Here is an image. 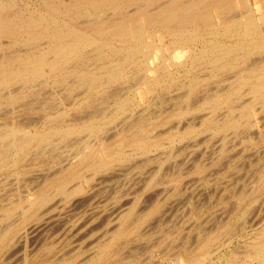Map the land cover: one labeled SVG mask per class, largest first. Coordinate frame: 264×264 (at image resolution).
Masks as SVG:
<instances>
[{
	"label": "bare ground",
	"instance_id": "obj_1",
	"mask_svg": "<svg viewBox=\"0 0 264 264\" xmlns=\"http://www.w3.org/2000/svg\"><path fill=\"white\" fill-rule=\"evenodd\" d=\"M19 1L22 2V0H18V2ZM26 1L27 2L19 3L22 4L19 5L17 3V0H0V115L1 116L9 115L8 112L10 111L9 107H12L13 104H15L16 102L20 103L22 108L25 110L30 111V109L31 110L34 109V106L30 105L31 103L28 102L29 101L28 97L29 95H31L32 90L34 88L41 86L64 85L65 86L64 89L69 94L75 90L81 89L82 90L81 92L84 95V101H82V104L85 101L90 100L91 97L92 96L94 97L95 95L98 97V100H100V102H105L106 97L109 96L113 97L114 103L109 111L103 110L102 112L92 113L89 110L91 114L89 113L90 115H88V117L84 119L80 118V120L78 119L79 118L78 116H77L78 120H66V113L64 111H57L56 109V112L46 114V116H44L45 117L44 122L40 123V125H37V122L36 125L33 124L32 125L33 130L28 129V126L25 128L23 126L24 123H21L20 120L17 119H12L6 123L0 122V168L1 170L9 169L15 174L18 173L21 174L23 172L24 167L21 166L22 162L28 156L30 157L31 153L37 156V158L39 159L40 157L41 158L44 156L46 157L47 152H48L47 154H49V152L54 153L57 150L59 151V146H61V144L65 142L68 143L66 141L68 138H75V141L73 140V143L75 142V144L71 147V150L68 149L70 153L69 152L67 153L69 154H65V155L58 154L60 157L57 156V159L52 161V165L49 167V169H46L44 171H38L39 173H36L37 172L36 171L34 172L35 174L33 173V175H31V177L35 175L34 179H32L31 177L28 178V176L26 177L28 179H31L32 183L34 180H36L37 186L35 185L36 189H34L35 186L33 187L34 190L31 189L33 190V192L29 193V196L27 197L24 196L25 198L24 201H22L23 203L22 202L19 203L17 207H15V204L14 205L12 204L3 209L2 211L3 213L2 215H0V217L2 216L0 218L1 221L0 252L10 249L11 251L14 252L16 251L15 249H17V247H19L18 250H22V249L24 250V248L27 247L28 242L32 240L31 238H34L35 234L37 232H40L42 228L44 229V227L45 228L49 227L48 229H50V226H52V224L54 223L53 221H56V224L58 221L57 225H59L62 220L64 222L65 218L63 215H66L67 212H71L70 208L71 210H73L71 205L77 204L76 202H78L77 199L79 198L75 199L76 196L82 195L81 197L82 200L88 202L87 200L92 197L94 191L87 190L90 189L89 187L90 185L89 186L87 185L89 188L87 187V189L85 190L82 186L83 180H86V182L88 183L92 179H94V177H96L98 174L109 175L113 173V172L108 173L113 168V166L117 164L120 165V163L126 162L128 158L134 156L137 157L147 156L148 159L145 158L147 160L144 161V158H142L144 162L141 163L138 162L139 164H143L145 162L151 163L152 160L156 159L158 154L156 155L155 158L153 152H157L156 150L160 148L159 145L160 141L158 138L160 134L150 135L151 133H149V128H151V125L145 123L143 121V118H141L140 114L133 112L134 114H129L128 116L126 115L125 119H123L124 126L122 128H118V131L115 130L113 134L111 133L109 134L112 137H115L116 140L114 142L112 141L110 142L108 140L109 138H104L107 137L106 136L107 130L105 128L106 126L114 122L115 119L122 116L130 107L133 106L134 101L136 100L135 97L138 94L141 97H143L145 92H151L156 88L159 87L168 88V86L176 84L181 79L182 76H190L191 72L196 71L198 67H207V71L210 70L212 74H216L218 72L234 71L235 69H237V71H235L234 74H232V76H230V78L227 79L228 82L226 81L225 87H222L221 90L209 92L207 91L208 87L205 86V88H207L206 91L203 89L204 88L203 87L202 88L203 94L200 95L201 97L198 96L199 100L198 98L197 99L195 98L196 101L193 100L194 98L193 99L191 98V94L198 91L199 88L201 89V87L205 84L207 78L201 79L199 77H196V75L191 76L187 82H183L184 84L181 85V87H183L184 90L183 92H180L181 93L180 100H182L185 103L184 104L185 107L181 111L178 110L179 112L175 116L183 117L190 112H194V111L201 112L203 110H206L207 112L208 111L209 112L208 113L205 112V115L202 113L203 116L201 115L202 119L200 122L201 126H199V130H203V131L210 130L214 134H219L226 130H230L234 133L243 132L245 133L246 137L243 134L242 139L243 137H245L247 143L254 145L255 143L257 144L263 142L264 137L262 135H264L263 134L264 122L261 123L263 127H261L260 123H259L260 125H258L254 113L255 112L257 113L258 110L264 111V56L259 57V59L256 58V60L255 59L250 60L249 63H247L246 61L249 60L252 55L264 54V31L262 30V28L264 27V0H26ZM164 39L168 40V43L165 44V46L162 45ZM166 53L169 54V58L165 57ZM92 62H94V64H91ZM131 70H133L134 73L129 75L128 73ZM126 73L127 76L125 77ZM204 75L205 74H203V76ZM197 76L202 77V75H197ZM127 77L129 78V81L133 83V85L132 84H130V86L128 85L127 88L129 90L127 91L130 92V94L129 93L124 94V92L122 93V95H120L119 92L114 93L116 89H114L112 92L111 90L113 88L109 89L110 92L107 91V88L109 86L119 84L123 82ZM223 77L225 78L227 76L224 75ZM142 85H144L145 88L142 89ZM125 87H127V85ZM244 97L246 98L243 99ZM16 105L18 104L16 103ZM36 105L38 107L37 103ZM39 105L42 106L41 103ZM102 107L99 110H102ZM223 107L226 110L222 114V116L220 118L216 117V115L214 116L216 111ZM78 108H79V104L78 105L74 104L72 106V109L74 110H77ZM10 109H11L10 112H12V108ZM84 114L86 115V112ZM115 122L117 123V121ZM182 123L184 122L182 121ZM183 125L180 126L182 127ZM173 129H175V131H173V134L170 135L171 143L183 141L188 136H192L193 134H196V130H197L192 126L185 127V129L181 132L179 128H177V126L176 128L174 127ZM220 136L222 135L220 134ZM91 138H95V139L92 141ZM242 139H240V141ZM241 142H239V144ZM124 143H127L129 145L131 152H125L121 149L122 144ZM184 143L185 142H183V144ZM182 145L180 146L179 143L180 147H182ZM237 146L239 145L237 144ZM242 148L240 149V151L237 149L238 154L244 150V149L242 150ZM219 150H218L219 153L217 152L219 156H222V154L226 153V148L224 149L223 146L219 148ZM165 151L167 152L168 150ZM188 153L189 151H187V154ZM151 154L154 155L152 158H151L152 156ZM256 154H258V152ZM149 155L150 157H148ZM171 156L172 155L170 154V157ZM170 157L169 156L166 157L165 160L169 159ZM213 157L215 158V155ZM28 158L26 159V161L28 160ZM214 158L211 159L209 158L208 161L211 162L210 160ZM216 158H218L217 154H216ZM220 158L221 157H219L218 160ZM261 158L262 157H260L259 159ZM142 159H140V161ZM246 159L248 158L246 157ZM253 159L255 158L253 157ZM204 160L205 159H203V161ZM218 160L217 159L215 161L213 160V162L208 164L217 165L216 163L218 162ZM45 161H47V159ZM192 161L193 164H195L196 160L194 161V158L192 159ZM221 161L224 160H222L221 158ZM40 162L39 161L36 162L37 165ZM154 162L157 161H153V163ZM176 162H180V161L178 160ZM181 162L178 164H181ZM150 163L147 164L150 165ZM186 163L187 161L184 162V165ZM190 163H187L186 165L190 166ZM219 163H221L220 160ZM178 164L176 163L175 165L179 166ZM193 164L191 165L192 170L190 168L189 169L194 172L200 171L202 167H207V163L206 165H202V163L201 164L198 163L195 165ZM222 164L223 163H221V165ZM224 164L226 163L224 162ZM250 164L251 162L249 161V165ZM34 165L35 164H33V166ZM33 166L32 168L34 169L35 167ZM176 166L175 169L178 168V167L176 168ZM182 166L183 165H181V167ZM138 167L140 166L138 165ZM170 167L171 170H174V167L171 166V164ZM181 167L178 168V171L180 170V172H181ZM186 167H184L183 170H185ZM188 167L186 170H188ZM115 168H117V166ZM117 169H115V171H117ZM129 169L131 170V167H129ZM153 170L155 172L159 171L155 169ZM233 170L236 171V169ZM237 170L238 171L236 172L238 173L240 169L237 168ZM125 171L123 172L125 174L124 175L121 174L119 170V173L123 175V176L120 175L122 179H124V176H126V174L131 173L130 171L128 173H125ZM135 171L136 170H134V172ZM148 172L151 173L150 170ZM155 172L152 178H150V180L148 179L149 181L147 180L148 182L146 184L144 183L143 185L142 182L141 183L138 182L139 184H142V188L135 187L136 184H134L133 183L134 180L132 181L131 179L132 183L135 185L134 188H139L142 190L144 186H145L144 188L147 189L153 187L156 184L155 178L159 176L160 171L157 174ZM141 174H143V172H141ZM112 175H114L112 176L114 178L116 176V172L113 173ZM132 175H130V177ZM146 175H147L146 177H148V174ZM118 176L119 175L117 173L116 177ZM137 176L138 175H136L135 177L133 176L131 178L134 179ZM235 176H239V174ZM112 177L111 176L109 177V181L113 182V184L115 180H117V182L118 180L119 181L122 180V179H117L115 177L116 179L115 180L112 179L114 181H111L110 178ZM146 177L144 176V179ZM199 177L200 176L196 178L198 181L200 180V178H203V177L200 178ZM105 178L108 180L107 176ZM105 178H103L102 176L100 179H102L101 181H103V179ZM261 178L264 183V173L262 174ZM106 179L105 181L107 182ZM157 179H159V177ZM95 180L96 179H94L93 181ZM170 180L172 181L171 183H173L174 185L176 184L177 187L176 188L174 187V189H176V193H177V188L179 185V183H177L178 182L177 178L175 177L174 179H170ZM197 180L195 182L193 180L192 181L196 183L198 182ZM96 181L94 183H97ZM99 181L100 180H98V184H100ZM28 182L30 181L28 180ZM108 182L106 183L107 185L110 184ZM250 182L255 183L251 180L248 181V183ZM94 183L92 184L94 185ZM103 183L105 182L103 181ZM246 185H244V187H247ZM261 185H258L260 189L262 187ZM94 186L93 188H96ZM129 187L127 186V188ZM231 187L233 188V186ZM255 187L257 188V186ZM93 188L92 190H94ZM103 188L102 189L99 188L100 191H102ZM248 188L249 187H247V191ZM139 189L137 190L135 189L136 190L135 192H138ZM104 190H106V188ZM242 191L244 192L242 193L239 192L240 193L238 197L240 199L239 205H242L245 201H248L247 200L249 199L248 196L250 195V193L253 192L251 191L247 193L245 192V190ZM160 192L161 191H159V193ZM159 193L157 192L158 197L160 194H161L160 196H162V194L167 195L166 193L163 192L160 194ZM102 194L104 195V193ZM155 194L154 195L150 194L151 198L152 196L155 197ZM173 195L175 196V193H173ZM56 196L60 197V200L57 199ZM108 196L110 195L108 194ZM101 197L100 199H102ZM158 197H155L156 201H154L152 205H149V207L148 205H146L149 204L147 202L149 200L148 199L145 203L146 207L148 208L144 207V209L141 211L138 210L143 207L138 208L139 206L137 205L138 204L142 205L144 203L142 202L140 203V201L138 203L135 197H133L135 200L133 199L134 201L131 204L130 202L127 203L130 204V206H125L126 208L119 206L118 207L119 210H121V207L122 209L125 208L120 212L116 208L117 207L116 203L113 201L116 205L115 208L117 210L116 212H118V215L115 213L117 215L116 216L113 213L114 215L112 214L113 217L112 216L111 217L114 218L116 216L114 219L107 218L109 220V221L107 220L108 222L107 226L105 225L106 224L105 222H103L105 224L101 222L103 226L105 225L104 227H106V229L104 228L105 229L104 230L102 228L103 229L102 234L101 233L99 234L101 230L100 231L98 230L97 232V234L103 236L101 237L103 239L100 238L102 241L98 240L97 242L99 243V246L97 247L98 249L97 251H99V254H97L98 256L95 258V260L93 259L94 264H103L104 262L106 263L110 258L109 251L117 244L119 240L133 235L134 233H136V231L138 232L137 229H139L140 226H142L145 223L146 224L149 223L148 221L150 219L152 220L153 217L156 216L158 217V215L162 214L163 212L161 213V210L165 212L166 210L169 211V209L167 208H165L164 210V207L162 206L160 207L161 201H159ZM257 197L258 196H255V199ZM54 198H56L55 201L58 200L62 203H65V205L67 204L70 206V207L67 206L69 209L64 208L65 210L63 211L66 214L59 213V210L57 211L58 213L57 212L54 213L55 209L61 206V205L59 206L60 202L57 204L54 201ZM89 200H93V198ZM79 201L81 200L79 199ZM93 201L92 203H94ZM142 201L145 202V200ZM254 201L252 200L251 202ZM257 203L259 204L260 200ZM124 205L125 204H123V206ZM251 205L253 206L252 203ZM259 205L261 206L262 204ZM107 206H104V209L105 207L107 208ZM113 206H111V208L108 207L110 209L108 208L107 209L111 210ZM256 207L258 209L259 206ZM256 207L251 209L252 212ZM100 208H101L100 212L104 211V209H102L103 206L100 205ZM248 209H246L245 212H247ZM66 210L69 211L66 212ZM97 211L98 212H96V210L95 212L93 211L92 214L93 213L98 214L99 210ZM112 211L113 209L109 211L108 214L109 216ZM104 213L107 214L108 212L104 211ZM69 214L66 216H69ZM92 214L90 216L87 215L92 219L91 220L89 218L90 219V220L88 219L89 222L96 223L99 219H101V216L100 217L98 216L100 213L97 215V217H95L96 219L95 218L93 219L94 215L92 216ZM108 215L107 216L103 215V217L104 216L109 217ZM60 216H62L63 218H61ZM165 216L167 217V214ZM252 216L254 215L252 214L250 217ZM161 218L162 217L160 215V219ZM103 219L106 220V218ZM154 219L155 221H157L156 218ZM88 220L86 221L88 222ZM256 220L254 219L255 222ZM65 221L67 220L65 219ZM86 221L83 222L85 223L84 224L85 227L87 226ZM254 221L253 224L256 225L257 222L254 223ZM89 222L87 224H90ZM49 224L51 225L48 226ZM69 225L68 227L70 230L72 226L70 227ZM82 226H80V228ZM64 227L65 226H63V228ZM94 227H92V230ZM94 229L96 230V227ZM80 230L83 231L82 228ZM88 231L86 230V232ZM142 231L144 230L142 229ZM72 233L70 232V234ZM106 235L107 237H105ZM203 235L204 234H202V236ZM82 236L85 237L84 233ZM209 236L212 235H208L207 237L204 235L202 239L203 244L201 245L203 246H201V249L199 250L200 251L204 250L203 254L200 253L201 254L200 256H198L199 254L196 256L195 255L191 256L189 258L190 264H200L205 259V255L206 254L208 255L209 252L211 253V249H213L211 247H213V245L217 242L218 238L216 235L213 236L212 238H209ZM259 238H260L259 242L256 241L254 243L257 244L254 246L252 245V248H254V252L253 251L251 252L255 253L256 256L260 254L262 255L264 253V226H262L261 228ZM92 242H90L89 244L92 245ZM32 246L34 247V245ZM208 249H210L209 252ZM215 249L218 250L219 247L218 249L217 248ZM216 250H214V252ZM5 255L7 254L5 253ZM22 257H23L21 258L22 262L24 264H27L28 262H27L26 254L23 255ZM41 264H45V263H41Z\"/></svg>",
	"mask_w": 264,
	"mask_h": 264
},
{
	"label": "rangeland",
	"instance_id": "obj_2",
	"mask_svg": "<svg viewBox=\"0 0 264 264\" xmlns=\"http://www.w3.org/2000/svg\"><path fill=\"white\" fill-rule=\"evenodd\" d=\"M22 2H27V1L22 0ZM22 2L21 1L18 2V0H17L18 4L22 3ZM19 5H22V4H19ZM262 30L264 31V27L262 28ZM167 43H168V40L164 39V41L162 42V45L165 46V44H167ZM254 56H255V58H254ZM261 56L263 57L264 54L252 55L250 57V59L247 60L246 62L249 63L250 60H253V59L256 60V58L259 59V57H261ZM165 57L169 58V54L166 53ZM91 64H94V62H92ZM208 70H209V68H208ZM235 71H237V69H235L234 71L218 72L216 74H212L210 72V70L207 71V67H198L196 69V71L191 72L190 76H182L181 79L179 78L180 80L176 84L168 86V88L167 87L156 88L155 90H152L151 92H145L143 97H141L139 94L136 96V94H135V96H136L135 101L137 103L134 101L133 106L130 107L122 116L115 119L114 122H112L110 125L106 126L105 129L107 130L106 131L107 137H104V138H109L108 140L110 142L111 141L114 142L116 140L115 137H112L109 134L110 133L113 134L115 132V130L118 131V128H122L124 126V120L123 119H125L126 115L128 116L129 114H134L133 112L138 113V114H140L141 118H143V121L145 123L151 125V128H149V133H151L150 135L160 134L158 137L159 141H160V144H159L160 148L156 150L157 152H153V154L155 156L153 154H151L152 155L151 158L153 156L156 158V155L158 154L157 158L152 160L151 163L147 162V163H150V165H149L146 162L143 164H139L141 162L146 161L148 159L147 156L146 157L145 156H143V157L142 156H140V157L134 156V157L128 158V160L126 162L120 163V165L117 164V165L113 166L114 169L112 168L111 169L112 171L110 170L108 173H111V172L115 173L116 172V176L118 173L119 176L118 177L115 176L117 179H122L120 177V175L124 174L123 172L125 170L127 171V169H128V171L127 172L125 171V173H128L129 171L131 172L130 174H126V176H124V179H122L123 181L118 180V182H117V180H115L116 179L115 177L114 178L112 177V176H114V175H112L113 173L109 174L112 177V178H110L111 181L115 180L114 184H113V182L109 181L110 176L108 174L107 175L98 174L96 177H94V179H96V180L98 179L101 181L102 179H100V178L102 176H103V178H105L107 176L108 180L106 178L105 179L107 180V182L109 181L108 183H110V184H108V185L110 187L106 184L107 182L105 181V179H103V181L105 183H103V181H101V182L99 181L100 184H98V180L97 181L95 180L97 183H94L95 182V181H93L94 179H92L88 183L86 182V180H83L82 181L83 188L86 190L87 187L90 185L89 186L90 189H87V190L94 191L92 194V197L89 198V199L93 198L94 201L88 199L87 200L88 202H86L85 200H82V198H81L82 195L76 196L75 199L79 198L81 201H79V199H77V201H78V202H76L77 204H73L74 207H73V205H71L73 210H71V208H70L71 212H67L69 210H66L67 214L63 210H65L66 208H68L70 206L67 204L65 205V203H62L58 200L55 201L56 198L60 200V197L56 196V198H54V201L57 204L60 202L59 206L61 205L60 206L61 208L57 206L60 209H58V208L55 209L54 213L57 212L58 210H59V213H64L66 215H68L70 213L69 216L60 214V215H63L64 218L67 220V221H65V219H64V222H63V220L61 221V223L65 224V225L61 224L60 221H59L60 224L57 225L58 221H57V224H56V221H53L55 223V224L53 223L54 225L52 224V222H51L52 226H50L51 224L48 225V226H50V229H48L49 227H46V228L44 227V229L42 228V230L40 232H37L35 234L34 238H31L32 239L31 241L29 240L30 241V242H28V244L30 243L29 247L27 244V247L29 250L27 249V247L24 248V250L22 248H20L22 250H18L19 247H17V249H15L16 248L15 247L14 249L16 251H14V252L11 251V249L0 252V264H24L22 262L21 258H23L22 256L25 254L27 257V262H28L27 264H41V263H45V264H55V263L56 264H63V263L64 264H72V263L73 264H94L93 259L95 260V258L98 256L97 254H99V251H97L98 250L97 247L99 246V243H97V242H98V240L100 241L101 239H103V238H101L103 236H100L99 234L103 233L104 228L106 229V227H104V226L105 225L107 226V223H108L107 220L109 218L111 219L113 217L112 214L116 213L118 215V212H116L117 211L116 208L119 210V208H118L119 206H122V207L130 206V204L135 199H136V201H138V203H139V201H140V203L141 202L144 203L142 205H145L146 201L149 199L147 201L149 204H146L149 207V205H152L154 203V201H156L155 197H158L157 192L159 193V191H161L160 193L163 192V193L167 194V195L162 194V196H163L162 197V196H160L161 194L159 193L160 194L159 197H161V198L158 197L159 201H161L160 207L161 206L164 207V210H165V208L169 209V211L166 210L167 213L165 211L161 210V213L165 212L167 214V217L165 216L166 215L165 213L164 214L162 213L163 215L160 214L163 219L162 218L160 219V215H158V217L157 216L153 217L152 220L150 219L148 221L150 223V225H149V223H147L148 225L145 223L142 226H140L139 229H137L138 232L136 231V233H134L133 235L126 237V238H122L121 240H119L117 242V244L109 251V256H110L109 260L106 263L104 262L103 264H190L189 258L191 256H193V255L196 256L198 254H199L198 256H200L204 252V250L203 251L199 250V249H201V246H203L201 244H203L202 239H203L204 235L206 237L208 235H212V236H209V238H212L213 236L216 235L218 239H217V242L213 245V247H211L213 249L210 248L211 253L209 252L210 249H208L209 254L208 255L206 254L207 256L205 255V259L200 264H261V263L264 264V253L262 255L260 254L261 256L260 255L256 256L255 253L251 252V251L254 252V248H252V245L253 246L256 245L257 243L256 244L254 243L256 241L259 242L260 231H261L262 226H264V210H263V208H264L263 207L264 206V194H263L264 193V187H263L264 183H263V180L261 178L262 174L264 173V165H263L264 164V156H263L264 155V153H263L264 152V140L261 143H257V144L255 143L253 145V144H249L246 142V139H245L246 136H245V133H243V132L242 133H234L230 130H226V131L222 132L223 134L222 133L214 134L210 130H204V131L199 130V126H201L200 122H201L202 116H203V114L205 115V112H207L206 110H203L201 112H197V111L196 112L195 111L190 112L183 117L175 116V115H177V113L179 111L183 110V108L185 107V105H184L185 103L182 100H180L181 99L180 98V95H181L180 92H183V90H184L183 87H181V85L184 84L183 82H187L191 76H195V75H196V77H199L201 79L207 78L205 84L201 87V89L199 88L200 91L198 90L195 93L191 94V98L192 99L194 98L193 100L196 101L198 96L201 97L200 95L203 94L202 93L203 87H204L203 89L205 91L207 90V88H205V86L208 87L207 91H209V92L221 90L222 87H225L226 81L228 82L227 79L230 78V76H232V74H234ZM132 73H134L133 70H131L128 74L131 75ZM203 74H205L204 75L205 77L203 76ZM197 75H202V77L197 76ZM224 75L227 76V77H225L226 79L223 77ZM228 75H229V77H228ZM126 76H127V73L125 74V77ZM220 78H222V79H220ZM125 84L127 85V87H125L126 86ZM130 84L133 85V83L131 81H129V78L127 77L123 82L109 86L107 88V91L110 92L109 89L113 88L111 90L112 92L114 89H116L114 91V93L119 92L120 95H122L123 92H124V94L125 93L130 94V92H128L129 90L127 89L128 85L130 86ZM64 88H65L64 85H61V86L60 85L59 86H54V85L53 86H41V87L34 88L32 90L31 95H29V97H28V100H29L28 102L31 103L30 105L34 106V109H32V110L30 109V111L25 110L22 108L20 103L16 102L18 105H16V103H15V104H13L12 107H9L10 111H11L10 108H12V112L8 111L9 115H7V116H5V115L1 116L0 115V122L6 123L12 119H17V120H20L21 123H24L23 126L25 128L28 126V129L33 130V126H32L33 124L36 125V122H37V125H40V123L44 122V120H45L44 116H46V114H48V113L56 112V109H57V111H64L66 113V120H78V119L80 120V118L84 119V118L88 117V115L91 114L90 111L92 113L93 112H102L103 110L109 111L110 108H112V106H113V103H114L113 99L114 98L110 97L109 95H108L109 97L105 98V102H100V100H98V97L95 95L94 97L92 96L93 98L91 97L90 100H87L82 104V101H84V95L81 92L82 91L81 89H79L80 91L75 90L69 94ZM117 88H120V89H117ZM143 88H145L144 85H142V89ZM121 90H122V92H121ZM66 92H67V94H66ZM34 93H36V94H34ZM245 98L246 97H244L243 99H245ZM198 100H199V98H198ZM36 103L38 104V107H37ZM40 103L43 107L39 105ZM74 104H77V105L79 104V108L77 110L72 109V106ZM103 104H104V106H103ZM44 107H45V109H44ZM67 107H69V108H67ZM87 107H89V108H87ZM101 107H102V110H99V109H101ZM42 109H44V110H42ZM225 110L226 109L224 107L221 109H218L216 111V113L214 114V116L216 115V117L220 118L222 116V114L225 112ZM84 111L86 112L87 116L84 114L85 113ZM220 113H221V115H220ZM257 113L255 112L254 114H255V118H256L258 125H260L262 122H264V118H263L264 117V111L258 110ZM262 115H263V117H262ZM34 117H35V119H34ZM115 121H117V123ZM182 121L185 124L182 123ZM115 124H117V125H115ZM180 125H183V126L181 127ZM176 126H177V128H179L180 132L183 131L185 129V127L192 126L193 128L197 129L196 134H193L192 136H188L183 141L171 143L170 135L173 134V131H175V129H173V128L174 127L176 128ZM263 126H264V123H263ZM263 126L261 124V127H263ZM163 128L165 129V131ZM198 130H199V132H198ZM111 131H113V132H111ZM224 132H226V133H224ZM220 134L222 136H220ZM243 134L245 137H243V139H242ZM108 135L111 137H109ZM205 136L207 137V139ZM262 136L264 137V135H262ZM224 137H225V139H224ZM239 138L242 139L241 140L242 142L240 141ZM94 139L95 138H91L92 141ZM238 139H239V141H238ZM73 140L75 141V138H68L66 140L68 143L65 142V143L61 144V146H59V151L57 150L59 153L57 151H55L56 153L55 152L54 153L49 152V154H47L48 153L47 152L46 153L47 156L46 157L44 156L42 158L40 157V159L31 153V156L30 157L28 156L29 158L27 157L28 160L26 161V159H27L26 158L22 162L21 166L24 167V170L21 174L20 173L15 174L14 172H12L9 169H2L1 170V168H0V183H1L0 184V215H2V213H3L2 211L5 207H8L12 204L13 205L15 204V207H17L19 203L24 201L25 197L29 196V193L33 192V190L36 189V186H37L36 180H34L32 183V180L28 179V178L31 177V175H33V173L36 171H37L36 173H39L38 171H44L46 169H49V167L52 165V161L57 159V156L62 155V154H64V155L69 154L70 153L69 150H71V147L75 144V142L73 143ZM200 141H201V143H200ZM183 142H185L186 144L185 143L183 144ZM239 142H241V143L239 144ZM179 143H180V146L183 144L182 147L179 146ZM218 143H220V144H218ZM236 143L240 147L237 146ZM167 144H169V145H167ZM176 144H177V146H176ZM227 144L230 146V148ZM219 145H220V147H219ZM162 146H164V147H162ZM222 146L224 147V149L226 148V153L222 154V156H219V154H218L220 151L219 148H221ZM128 147H129V145L127 143H124V144H122L121 149L125 152H131L130 147L129 148ZM195 147H196V149H195ZM252 147L254 148V150ZM241 148H242V150L243 149L244 150L238 154L237 149L240 151ZM200 149H201V151H200ZM165 150H168V151L166 152ZM187 151H189L188 154H187ZM198 151H200V152H198ZM249 151H251V152H249ZM67 152H69V153H67ZM257 152H258V154H256ZM252 153H253V156H252ZM170 154L172 155L171 157H170ZM216 154H217L218 158L221 157L222 160H224V161H221V158L219 159L220 162L223 163L222 165H221V163H219L218 158H216ZM214 155H215V158L213 157ZM168 156L170 158L165 160L166 157H168ZM191 156H192V158H191ZM234 156H235V158H234ZM148 157H150V155ZM246 157L248 159H246ZM253 157L255 159L256 158L257 159L255 160V159H253ZM260 157H262V158L259 159ZM64 158H65V156H64ZM142 158H144V161ZM145 158H147V159H145ZM193 158H194V161L196 160L195 164H198V163L201 164L202 163V165H206V163H207V167H202L201 170L198 172L191 171L192 170L191 165L193 164V161H192ZM209 158L210 159L214 158V159L210 160L211 162H213V160L215 161L217 159L218 160V162L216 163L217 165H215V164L209 165L208 163H211L208 161ZM46 159H47V161H45ZM62 159H63V156H62ZM140 159H142V160L140 161ZM187 159H189V160L191 159V160L189 161ZM203 159H205V160L203 161ZM178 160L180 162L181 161H183V162H181V164H178V163H180V162H176ZM38 161L39 162L41 161L40 163H38V165L40 164L39 166L36 163ZM153 161H157V162L153 163ZM186 161H187V163L191 162L190 163L191 167L189 165H188L189 166L188 167L186 165L187 163L184 165V162H186ZM249 161L251 162L250 165H249ZM224 162L226 164H224ZM130 163H132V164H130ZM176 163L180 167H181V165H183L181 167V172H180V170L178 171V168H180V167L176 166L175 165ZM33 164H35V165L33 166ZM170 164H171V166L174 167L175 171L171 170ZM173 164L176 166V168L177 167L178 168L175 169V166ZM195 164H193V165H195ZM138 165L140 167H138ZM159 165L160 166L163 165V166L160 167ZM32 166L35 168L33 169ZM116 166L118 169L115 168ZM168 166L170 169L168 168ZM186 166L188 167V170H186L187 169ZM227 166H229V167H227ZM129 167H131V170L129 169ZM184 167H186V169H185L186 171L183 170ZM139 168L140 169L142 168V169L140 170ZM158 168H160V169H158ZM237 168L240 169V171L238 173L236 172V171H238ZM115 169H117V171H115ZM153 169L160 171L159 176H158L159 179H157L158 177L155 178L156 184L149 189L144 188L145 186L143 187L142 190L139 188H134V186H135L134 184H136L135 187L142 188V184L143 185H144V183L146 184L150 180V178H152V176L154 175L155 171ZM165 169H167V170H165ZM233 169H236V171ZM119 170H120L121 174L119 173ZM134 170H136V171L134 172ZM149 170L153 174L148 172ZM141 172H143V174H141ZM158 172L156 171L155 173L157 174ZM145 173L148 174V177H146L147 175ZM198 174H200V175H198ZM238 174H239V176H235ZM22 175H24V176H22ZM130 175H132L131 177H133V176L135 177L136 175H138V176L136 177L137 179L136 178L133 179L130 177ZM197 175L200 177H203V178L199 177L200 180L198 181L196 179L198 177ZM27 176H28V178H26ZM34 176H32L31 178L34 179ZM121 176H123V175H121ZM144 176L147 179L146 178L144 179ZM141 177H143V178H141ZM175 177L178 180L177 183H179L178 188H177V193H176V189H174V187L175 188L177 187L176 184L174 185L173 183H171L172 181L170 180V179H174ZM178 177H180V178H178ZM211 177H212V179H211ZM140 178L145 182H143ZM112 179H114V180H112ZM131 179H132V181L134 180V182H133L134 184L132 183ZM195 179L199 183L198 182L194 183L196 181ZM249 179L255 183H251V182L248 183V181H250ZM28 180L30 182H28ZM135 180H137V181H135ZM188 180H190L193 184ZM192 180L193 181L195 180V181L193 182ZM125 181H126V183H125ZM201 181H203V182H201ZM91 182L94 183V185L95 184L96 185L94 186ZM138 182L139 183L142 182V184H139ZM137 183L141 186H139ZM261 183H262V185H261ZM31 184H33V185H31ZM244 185L249 187L248 191H247V187H244ZM258 185L262 186L261 189L258 187ZM93 186L96 188H93ZM119 186H120V188H119ZM127 186L128 187L130 186V187L127 188ZM132 186H133V188H132ZM231 186H233V188ZM255 186H257V188ZM33 187H34V189H33ZM107 187H109V188H107ZM92 188L94 190H92ZM99 188L100 189L103 188V190H102L103 192L100 191ZM105 188H106V190H104ZM219 188H220V190H219ZM31 189H33V190H31ZM135 189L136 190L139 189L138 192H135L136 191ZM178 190H179V192H178ZM242 190H245V192H247V193H249L251 191H253L254 193L253 192L250 193V195L248 196L249 199H247L248 201H245L242 205H239L240 199L238 197L240 195L239 192H241V193L244 192ZM260 190H262V191H260ZM23 192H24V194H23ZM152 192L154 194L156 193L155 197L152 196V198L154 197L153 198L154 200L151 198V195H150V194L154 195ZM187 192H188V194H187ZM235 192H237V193H235ZM96 193H99V194H96ZM102 193H104V195ZM107 193L110 196H108ZM128 193L130 196L128 195ZM146 193H148V194H146ZM173 193H175V196L173 195ZM119 194H121V195H119ZM101 196H103V197H101ZM255 196H258L256 198L258 201L255 199ZM100 197L102 199H100ZM133 197H135V199ZM139 197H140V200H139ZM163 198L165 199V201ZM254 199H255V201H254ZM142 200H145V202ZM252 200L254 202H251ZM259 200H260L259 204H262L261 206L257 203V202H259ZM92 201L94 203H92ZM113 201L117 205L116 208H115L116 205ZM129 202H130V204H127ZM105 203H107L108 206ZM111 203H112V205H111ZM251 203L253 204V206L251 205ZM86 204H87V206H86ZM103 204H105V205H103ZM123 204H125V205L123 206ZM100 205L103 206L102 209H104V206H107V208L108 207L111 208V206L114 205L112 207L113 211L110 213V216L108 214H109V211H111L112 209L108 210L110 208L107 209L105 207L104 211L108 212L106 214V213H104V211L100 212V210H101ZM142 205L141 204L137 205V206H139L138 208L143 207V208H140L138 211H141L144 209V207H146V205L145 206H142ZM96 206H97V208H96ZM256 206H259L258 209ZM122 207H121V210H119V212L126 208L125 207L122 209ZM148 207H146V208H148ZM254 207H256L255 208L256 211L254 209V211L252 212L251 209ZM114 208H115V210H114ZM161 209H163V208H161ZM246 209H248L247 212H245ZM14 210H16V209H14ZM95 210H96V212H98L97 210H99L100 214L99 213H98L99 215L95 214V213L92 214V212L93 211L95 212ZM181 210H182V212H181ZM75 212H77V213H75ZM244 212H245V214H244ZM78 213H79V215H78ZM73 214H75V215H73ZM91 214H92V216L94 215L93 219L95 217H97V215H98L99 217L101 216L102 220L99 219L96 223L89 222L91 217H88V216H90ZM250 214L251 215L253 214L254 216L250 217L251 216ZM259 214H261V215H259ZM103 215H106V216L108 215L109 217H105V216L103 217ZM259 216H260V218H259ZM60 217L63 218L62 216H60ZM181 217H183V218H181ZM103 218H106V220H104ZM114 218H112V219H114ZM154 218H156L157 221H155ZM84 219H86V220L89 219L88 222L91 225L87 224L88 222ZM254 219L255 220L257 219L256 220L257 223L254 221ZM83 220L86 221V225L89 228L87 226L86 227L84 226L85 223H83L84 222ZM253 221H254V223H256V225L253 224ZM101 222L102 223L105 222L106 224L103 223V224H105L103 226V224ZM0 223H1V221H0ZM82 223H83V226H82ZM92 224H93V226H92ZM60 225L61 226L63 225L66 228L65 227L63 228V226L61 227ZM68 225L70 227L72 226L70 230H69ZM77 225H79V226H77ZM54 226L56 227V229ZM80 226H82L81 228L83 231L80 230L81 229ZM94 226L96 227V230L94 229L95 228ZM225 226H227V227H225ZM92 227H94L93 230L96 234L93 232ZM140 229H141V231H140ZM142 229L144 231H142ZM49 230H51V231H49ZM86 230L87 231L89 230V231L86 232ZM98 230L99 231L101 230L99 232V234H97ZM62 231H64V232H62ZM72 231H73V233H72ZM90 231H91V233H90ZM50 232H51V234H50ZM70 232L72 234H70ZM83 233H84L85 237L82 236ZM88 233H90V234H88ZM202 234H204V235L202 236ZM201 236H202V238H201ZM86 237H87V239H86ZM105 237H107V235ZM133 239H134V241H133ZM131 241H133V242H131ZM90 242H92V245L89 244ZM32 245H34V247ZM218 247H219V249H218ZM215 248H217L218 250H216ZM72 249H74V250H72ZM196 250H198V251H196ZM214 250H216V251L214 252ZM197 252H199V253H197ZM5 253L7 255H5ZM21 253H22V256H21ZM2 260H4V261H2Z\"/></svg>",
	"mask_w": 264,
	"mask_h": 264
}]
</instances>
